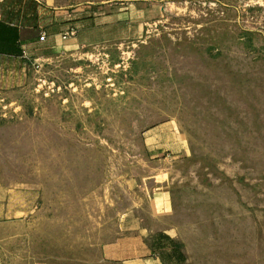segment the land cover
Segmentation results:
<instances>
[{"label": "rangeland", "instance_id": "obj_1", "mask_svg": "<svg viewBox=\"0 0 264 264\" xmlns=\"http://www.w3.org/2000/svg\"><path fill=\"white\" fill-rule=\"evenodd\" d=\"M38 1L62 29L0 91V264H264V0Z\"/></svg>", "mask_w": 264, "mask_h": 264}, {"label": "crops", "instance_id": "obj_2", "mask_svg": "<svg viewBox=\"0 0 264 264\" xmlns=\"http://www.w3.org/2000/svg\"><path fill=\"white\" fill-rule=\"evenodd\" d=\"M60 29L55 12L50 18V11L38 0H0V91L27 80L26 71L39 57L41 42L53 40Z\"/></svg>", "mask_w": 264, "mask_h": 264}, {"label": "trees", "instance_id": "obj_3", "mask_svg": "<svg viewBox=\"0 0 264 264\" xmlns=\"http://www.w3.org/2000/svg\"><path fill=\"white\" fill-rule=\"evenodd\" d=\"M155 236L157 238V241L155 240V241H152V243H151V249H153V250H155L156 246H159L158 247L159 249H166V246H164L163 243L159 242V239H158L159 236H161L167 240H170L173 243L172 239L169 236L163 234L162 232L161 233L160 232L155 233L154 237ZM168 249L170 250V252H174L176 254V256L179 257L177 259L178 261L183 260V254L181 253V251H179V250L177 251L178 248L175 244L173 245V247L168 248Z\"/></svg>", "mask_w": 264, "mask_h": 264}, {"label": "built area", "instance_id": "obj_4", "mask_svg": "<svg viewBox=\"0 0 264 264\" xmlns=\"http://www.w3.org/2000/svg\"><path fill=\"white\" fill-rule=\"evenodd\" d=\"M40 37H41V38H44V33H41Z\"/></svg>", "mask_w": 264, "mask_h": 264}]
</instances>
